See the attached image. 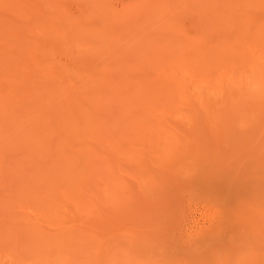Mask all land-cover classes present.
Segmentation results:
<instances>
[{
  "label": "rangeland",
  "instance_id": "1",
  "mask_svg": "<svg viewBox=\"0 0 264 264\" xmlns=\"http://www.w3.org/2000/svg\"><path fill=\"white\" fill-rule=\"evenodd\" d=\"M0 264H264V0H0Z\"/></svg>",
  "mask_w": 264,
  "mask_h": 264
}]
</instances>
